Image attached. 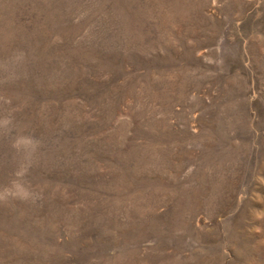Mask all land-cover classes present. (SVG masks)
I'll use <instances>...</instances> for the list:
<instances>
[{
  "label": "rangeland",
  "instance_id": "1",
  "mask_svg": "<svg viewBox=\"0 0 264 264\" xmlns=\"http://www.w3.org/2000/svg\"><path fill=\"white\" fill-rule=\"evenodd\" d=\"M0 264H264V0H0Z\"/></svg>",
  "mask_w": 264,
  "mask_h": 264
}]
</instances>
